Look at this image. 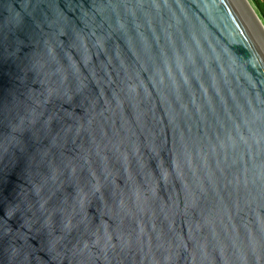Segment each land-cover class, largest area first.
I'll use <instances>...</instances> for the list:
<instances>
[{
    "label": "water",
    "instance_id": "obj_1",
    "mask_svg": "<svg viewBox=\"0 0 264 264\" xmlns=\"http://www.w3.org/2000/svg\"><path fill=\"white\" fill-rule=\"evenodd\" d=\"M0 264H264L249 0H0Z\"/></svg>",
    "mask_w": 264,
    "mask_h": 264
},
{
    "label": "trees",
    "instance_id": "obj_2",
    "mask_svg": "<svg viewBox=\"0 0 264 264\" xmlns=\"http://www.w3.org/2000/svg\"><path fill=\"white\" fill-rule=\"evenodd\" d=\"M264 26V0H249Z\"/></svg>",
    "mask_w": 264,
    "mask_h": 264
}]
</instances>
